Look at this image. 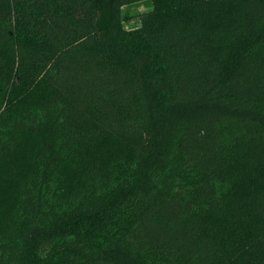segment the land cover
Instances as JSON below:
<instances>
[{
  "label": "trees",
  "instance_id": "trees-1",
  "mask_svg": "<svg viewBox=\"0 0 264 264\" xmlns=\"http://www.w3.org/2000/svg\"><path fill=\"white\" fill-rule=\"evenodd\" d=\"M0 264H264V0H0Z\"/></svg>",
  "mask_w": 264,
  "mask_h": 264
},
{
  "label": "rangeland",
  "instance_id": "rangeland-1",
  "mask_svg": "<svg viewBox=\"0 0 264 264\" xmlns=\"http://www.w3.org/2000/svg\"><path fill=\"white\" fill-rule=\"evenodd\" d=\"M150 9L151 5L149 3H141L123 8V16L129 18V21L125 23V28L131 30L140 27L139 17Z\"/></svg>",
  "mask_w": 264,
  "mask_h": 264
}]
</instances>
